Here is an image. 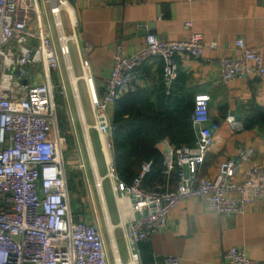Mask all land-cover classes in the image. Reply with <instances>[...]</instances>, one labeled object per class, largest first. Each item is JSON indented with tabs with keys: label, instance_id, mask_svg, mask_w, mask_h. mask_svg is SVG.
<instances>
[{
	"label": "built area",
	"instance_id": "obj_1",
	"mask_svg": "<svg viewBox=\"0 0 264 264\" xmlns=\"http://www.w3.org/2000/svg\"><path fill=\"white\" fill-rule=\"evenodd\" d=\"M64 11L69 15L71 32L66 30ZM186 25L191 27L192 22ZM76 27L69 0H51L50 4L45 0H0V264H110L97 212L94 211V221L77 219L72 206L66 146L56 104L59 86L67 110L71 95L82 121L90 161V152L95 154L91 129L99 134L102 143L105 138L110 150L103 176L104 181L109 179L117 202L119 225L128 252L124 261L117 242L118 226L110 230L104 213L113 264H142L141 243L164 229L169 213L185 199L206 197L209 210L224 216L241 214L251 203L264 199L263 166L252 165L243 179L237 178L241 169L239 159L247 160L252 154L250 148L220 162L215 177L199 175L219 129L210 113L208 94L195 97L194 143L175 146L164 154L163 173L170 177L176 170V189L144 188L153 161L143 162L138 176L126 184L119 177L113 158L110 106L125 94L138 90L136 71L148 59L156 57L163 61L166 91L173 94L179 72L177 55L199 58L207 46L217 48V45L208 44L198 32L182 40L149 34L143 45L132 52L117 44L101 92L88 58L81 57L82 74L74 72L71 45H78ZM236 45L241 55L221 59V78L230 81L263 77L262 52L248 48L241 38ZM81 81L92 108V123L85 117ZM226 121L233 130L243 129L233 115H228ZM70 122L76 141L78 131L72 115ZM73 167L86 169L82 160ZM120 199L125 202V212H121ZM162 262L181 264V258L166 255ZM221 264H264V261L252 258L244 248L233 246L226 251Z\"/></svg>",
	"mask_w": 264,
	"mask_h": 264
},
{
	"label": "crops",
	"instance_id": "obj_2",
	"mask_svg": "<svg viewBox=\"0 0 264 264\" xmlns=\"http://www.w3.org/2000/svg\"><path fill=\"white\" fill-rule=\"evenodd\" d=\"M45 2L50 4L51 0ZM69 2L77 21L78 45L75 43L71 45L74 72L80 76L81 57L88 58L101 92L106 85L117 44H123L128 52H132L143 45L149 34L166 40H182L193 32L202 33L208 44L215 43L217 48L207 46L199 58L188 54H179L176 58L179 72L173 94L190 97L194 103L196 95L208 94L211 98L210 113L219 124V129L214 134L213 145L207 151L205 162L199 169V175L215 177L220 162L237 157L244 148L252 149V154L247 160L239 159L241 169L238 179H243L246 169L252 165L264 167V76L224 81L221 78L220 66L223 57L241 55V50L236 45L240 38L248 48L262 52L264 58V0H69ZM63 20L67 32H71L67 11L63 12ZM187 22H192V26L188 27ZM87 47H91V50H87ZM136 75L139 81L138 92L145 93L144 96L149 102L159 105L163 102V93L171 95L166 91L161 59L156 57L148 59L137 69ZM72 104L73 100L70 101L68 117L72 115L78 131V140L75 141L73 135L77 160L80 158L87 167V157L94 178L93 173L96 171L86 152L82 121L78 118L77 111L74 116ZM74 108L76 110L75 105ZM115 110L116 103L109 108L111 120ZM228 115L235 116L243 129L233 130L226 121ZM85 117L88 123L93 122V115L91 122L88 121L86 113ZM62 136L68 149V140ZM97 137L107 171L103 143L99 134ZM156 147L164 156L165 152L173 149L175 145L167 137ZM94 157L98 164L96 154ZM67 163L73 164L70 153ZM83 172L88 188L90 181L88 169ZM95 177L97 181L96 174ZM96 184L109 228L112 230L114 224L107 212L103 186L99 185L98 181ZM177 185L178 177L175 170L170 177L164 173L158 176L150 187L151 190L164 191L168 188L176 189ZM81 192L75 190L71 196V202L73 200L76 202L73 208L78 212L76 218L94 221V212L90 215L86 209L87 203L84 199L82 203L78 199ZM119 204L121 212H125V202L120 200ZM114 205L120 219L117 203ZM100 225L110 253V264H113L108 233L101 222ZM120 237L125 246V254L121 253V256L126 261L128 252L122 230ZM118 240L119 236L117 242ZM140 246L141 258L144 253L150 256L142 259V264H163V257L166 255L180 257L181 264H221L226 251L233 246L244 248L252 258L264 261V199L251 203L245 212L233 216H224L209 210L206 197L185 199L169 213L167 226L142 242Z\"/></svg>",
	"mask_w": 264,
	"mask_h": 264
},
{
	"label": "trees",
	"instance_id": "obj_3",
	"mask_svg": "<svg viewBox=\"0 0 264 264\" xmlns=\"http://www.w3.org/2000/svg\"><path fill=\"white\" fill-rule=\"evenodd\" d=\"M144 94L137 90L125 94L116 102L112 120V153L118 175L126 184H131L138 176L143 162L153 161V169L143 182L144 188L151 190V183L163 175L164 169V156L156 145L167 137L175 146L191 145L197 133L192 123V98L182 94L174 93L168 96L163 93V102L156 105L149 102ZM60 122L59 120L61 133L69 143L64 152L68 162V154L74 146V137L71 126L65 127V124ZM148 256L144 253L142 259Z\"/></svg>",
	"mask_w": 264,
	"mask_h": 264
},
{
	"label": "rangeland",
	"instance_id": "obj_4",
	"mask_svg": "<svg viewBox=\"0 0 264 264\" xmlns=\"http://www.w3.org/2000/svg\"><path fill=\"white\" fill-rule=\"evenodd\" d=\"M79 87H80V92H81V96H82L84 111L88 117V121L91 122L92 121V108H91V105L89 103L87 91H86V88H85L83 81H81L79 83ZM60 88H61V86L57 87V89H56V104H57L58 117H59V120L61 121L60 124H65V127L68 125L70 128L71 125H70V121H69L70 118L68 117L69 113L67 110V105H66V101H65L64 96L62 94H60ZM70 98H71L70 99V101H71L72 100L71 95H70ZM72 111H73L74 116H76V110L74 108V104H72ZM67 118H69V119L67 120ZM91 134H92V138H93V144L95 147V154H96L98 164H99L98 172L99 173L101 172L100 175L103 178L102 179V186L104 189V192H103L104 198H105L106 204H107V212L110 215L113 224L118 226V227H116V235L119 236L118 246H119L120 252L122 254H125V246H124V243L120 237L122 228L120 227L119 224L121 223V220L118 217V214H117V211H116V208L114 205V203L116 204L117 202L115 201L114 193L112 191L109 179H106L104 181L105 178L103 175H105V173H106V165H105V159H104L103 153H102L101 148H100L101 144H100V141L97 137L98 136L97 132L94 131L93 129H91ZM73 147H72V150L70 151V155H72V158H73V164L70 163V165H69V163H67V168H68L69 172H71L70 173L71 178L69 180V188H70L71 196L74 195L75 190L76 191H78V190L82 191L78 195L79 201L82 203L83 199H84V201L87 203L86 209H88L90 215H92V213L94 211H96L98 213L97 216H99L100 222L103 225L104 230H106V227L104 225V219H105L104 213H105V211L103 210L102 203H101V200L99 197L100 195L98 194L99 191H97V189H96L97 184L95 185V183H97V181H96L95 173H93L94 178H95V180H94L93 175L90 172L91 165H90V163H88V159L86 157V162H87L86 168L88 169L89 179H90V181L88 182L89 187L87 188L86 182L84 179L83 169H81V168L74 169V167H73L74 165L80 164V158L77 160L78 155H77V150H76L75 145ZM90 154H91V152H90ZM95 154L93 153V156ZM104 155H105V152H104ZM75 160H77V161H75ZM98 164H97V166H98ZM71 169H73V170L70 171ZM99 169H100V171H99ZM93 172H94V170H93ZM72 204H73V208H74L76 205L75 200L72 201ZM76 214H78L77 211H75V215ZM93 217H95V215Z\"/></svg>",
	"mask_w": 264,
	"mask_h": 264
},
{
	"label": "bare ground",
	"instance_id": "obj_5",
	"mask_svg": "<svg viewBox=\"0 0 264 264\" xmlns=\"http://www.w3.org/2000/svg\"><path fill=\"white\" fill-rule=\"evenodd\" d=\"M103 151L105 152L106 159L109 160L110 159V150H109V147H108V144H107L105 138H103ZM91 160H92V166L95 168V171H96L95 174L97 176L98 184L101 185L103 178H101V176L98 173L97 164H96V161L94 159V156H93L92 152H91ZM120 200L122 201V199H120ZM120 200H119V202H120Z\"/></svg>",
	"mask_w": 264,
	"mask_h": 264
}]
</instances>
